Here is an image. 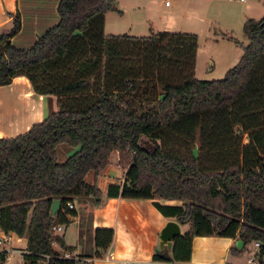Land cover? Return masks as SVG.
I'll return each mask as SVG.
<instances>
[{"label": "trees", "instance_id": "obj_1", "mask_svg": "<svg viewBox=\"0 0 264 264\" xmlns=\"http://www.w3.org/2000/svg\"><path fill=\"white\" fill-rule=\"evenodd\" d=\"M56 12L27 48L12 42L19 14L0 35V87L25 77L58 105L27 133L0 139V232L28 236L25 264H87L54 249L70 250L53 228L71 224L75 200L101 202L97 179L114 152L126 177L108 187L109 199L183 203H154L190 226L155 262H189L194 238L217 236L241 239L243 252L258 243L254 260L264 264V18L245 23L249 44L224 79L200 81L196 35L106 36V15L122 14L116 0H59ZM113 238L114 230L97 229L94 257Z\"/></svg>", "mask_w": 264, "mask_h": 264}, {"label": "crops", "instance_id": "obj_2", "mask_svg": "<svg viewBox=\"0 0 264 264\" xmlns=\"http://www.w3.org/2000/svg\"><path fill=\"white\" fill-rule=\"evenodd\" d=\"M55 2L57 5H55ZM59 0L49 3L48 8L38 10L34 19H27L30 14L26 0H0V35L13 28V18L19 14L22 21L21 33L13 39L16 47L27 48L35 39L58 21L57 6ZM118 3V2H117ZM171 7V5H170ZM29 8V7H28ZM28 14V15H27ZM24 40V45L21 41ZM19 42V43H17ZM21 42V43H20ZM18 101V102H17ZM52 97L37 95L25 77H17L9 86L0 87V139L15 138L27 133L35 124L43 122L50 115ZM57 103V99H56ZM58 106V105H57ZM114 164L100 173L102 197L96 204L92 198L75 200L77 216L71 218V224L64 227L62 237L70 250L62 249L54 244V249L62 256L83 259L87 264H258L250 262L243 253H232L236 239L212 237H196L193 240L192 256L189 262L165 263L155 262L154 255L160 250L159 237L162 229L175 218H165L154 203L163 206H182L179 201L163 200H126L109 199L108 187L113 184L122 186L126 172L118 174L119 154ZM121 177V178H120ZM178 223V222H177ZM180 225V224H179ZM74 226L73 235L68 236L69 228ZM182 235L190 231L189 225H180ZM97 229L114 230V238L110 247L96 258L95 232ZM7 235L8 240L3 241ZM0 253H6L0 264H25L24 254L28 248V236L23 238L15 234L0 232ZM250 247V246H249ZM39 264H48L40 261Z\"/></svg>", "mask_w": 264, "mask_h": 264}, {"label": "rangeland", "instance_id": "obj_3", "mask_svg": "<svg viewBox=\"0 0 264 264\" xmlns=\"http://www.w3.org/2000/svg\"><path fill=\"white\" fill-rule=\"evenodd\" d=\"M53 1L26 0L29 7L26 9L30 13L27 14V19H34V13L37 15L38 10L48 8L49 3ZM116 1L122 14L106 15V36L127 35L144 38L149 37L152 32L196 35L198 51L195 77L200 81L224 79L226 73L240 61L243 47L249 44L244 30L245 23L251 19L260 21L264 18V0H168L171 7L166 6L167 0ZM21 42L24 45V40ZM52 99L54 101L50 113L58 110L56 98ZM57 154L59 162L68 158L65 146H60ZM115 157L116 154L113 153L110 160L112 164L116 160ZM118 168L120 176L126 172L125 168L119 166V162ZM125 177L123 176L124 182ZM86 181L88 184L93 183L94 175H89ZM97 185L99 189L102 188L100 182ZM73 230L74 226L69 228V237L73 235ZM256 251L255 246L251 245L243 255L245 258L252 257Z\"/></svg>", "mask_w": 264, "mask_h": 264}, {"label": "water", "instance_id": "obj_4", "mask_svg": "<svg viewBox=\"0 0 264 264\" xmlns=\"http://www.w3.org/2000/svg\"><path fill=\"white\" fill-rule=\"evenodd\" d=\"M61 201L56 200L53 202L51 208V216L55 217L61 208ZM182 235V230L179 223L175 221H169L166 226L162 229L159 237L160 250L168 252L172 251L174 241L177 237ZM235 248L238 252H243L245 248V243L241 239H238L235 244Z\"/></svg>", "mask_w": 264, "mask_h": 264}, {"label": "built area", "instance_id": "obj_5", "mask_svg": "<svg viewBox=\"0 0 264 264\" xmlns=\"http://www.w3.org/2000/svg\"><path fill=\"white\" fill-rule=\"evenodd\" d=\"M227 1H230V2H233V1H240V2H245V0H227ZM166 6H170V2L167 0L166 1ZM69 209L70 210H74L75 209V207H74V205L73 204H69ZM64 232V227L63 226H55L54 228H53V233L55 234V235H58V234H61V233H63ZM8 240V237H7V235H5L4 237H3V241H7ZM3 241H0V245L1 244H3L4 242ZM254 246H255V248H256V250H258V248H259V244L258 243H256V244H254ZM66 258H70V256H65ZM250 262H254V256H252L251 258H250Z\"/></svg>", "mask_w": 264, "mask_h": 264}, {"label": "bare ground", "instance_id": "obj_6", "mask_svg": "<svg viewBox=\"0 0 264 264\" xmlns=\"http://www.w3.org/2000/svg\"><path fill=\"white\" fill-rule=\"evenodd\" d=\"M18 102V101H17Z\"/></svg>", "mask_w": 264, "mask_h": 264}]
</instances>
